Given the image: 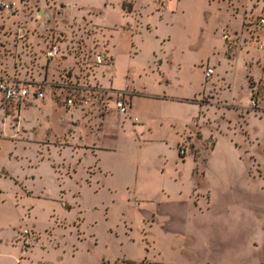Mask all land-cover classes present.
<instances>
[{
    "label": "crops",
    "instance_id": "crops-1",
    "mask_svg": "<svg viewBox=\"0 0 264 264\" xmlns=\"http://www.w3.org/2000/svg\"><path fill=\"white\" fill-rule=\"evenodd\" d=\"M179 1L17 0L18 24L28 25L26 42L34 47L19 43L15 30L3 32L0 76L42 83L46 95L43 99L31 95L20 107L7 102L0 93V256L4 257L0 264L142 262L133 254V226L138 221L143 228L146 222L155 223L148 226L145 236L156 249L165 250L174 234H182L191 237L193 247L202 252L201 239L213 235L212 220L205 210L215 198L213 191L225 180L219 170L197 165L195 155L181 158V142L187 139L189 152L198 153L214 121L229 128L232 121L246 116V126H254V130L244 134L254 138L249 132L255 134L261 117L235 102L233 84L229 99L216 100L212 94L219 88L204 84V69L197 85L181 56L162 44V40L168 45L172 40L171 13ZM116 5L121 14L119 22L109 17ZM135 13H139L140 22L146 23L148 35L157 33L149 45L150 54L143 58L137 52L132 54L129 40L125 45L111 32L131 30L126 26L136 21ZM36 14L41 16L39 20H35ZM76 15L82 28L90 30L89 45L105 44L113 55V65L101 66L96 79L123 91L129 113H119L112 103L111 111L99 117L91 109L81 112L65 108L55 97L56 82L68 72H77L76 59L65 50L69 41L61 45L65 51L60 59H47L44 51L60 31L70 38ZM50 16V24L44 25ZM51 28L57 30L55 34ZM233 33L228 40L220 35L218 54L228 60L227 66H235L241 59L243 88L249 97L248 78L259 72L250 61L253 56L263 57L264 51L249 45L252 51L248 52L244 46L230 58L228 48L235 41L236 31ZM144 42L141 39L140 45ZM7 49L10 51L5 53ZM217 63L214 73L221 67L226 73V65L222 66L219 59ZM231 110L237 117L231 116ZM133 116L139 120L134 121ZM198 193L203 195L201 204L194 200ZM135 200L142 202L139 208ZM20 203L23 211L18 222L6 208L21 210ZM25 224L39 234L26 253L18 240ZM120 246L125 252L118 256ZM205 260L196 264H206ZM157 262L176 264L164 259Z\"/></svg>",
    "mask_w": 264,
    "mask_h": 264
},
{
    "label": "rangeland",
    "instance_id": "rangeland-1",
    "mask_svg": "<svg viewBox=\"0 0 264 264\" xmlns=\"http://www.w3.org/2000/svg\"><path fill=\"white\" fill-rule=\"evenodd\" d=\"M179 2L178 8L174 10V13H171L172 40L169 45L167 40L161 42L167 48L171 46L173 54L181 56L187 67L186 70L191 76L190 79L193 82L196 81L197 85L203 79V69L205 71L208 66L218 67V59L221 60L222 66L229 63L227 59H222V53L218 54L219 38L222 35V30L219 34L221 27L227 25L228 27L224 28L230 35L236 31L235 41L229 44L228 48L230 58H233V53L236 54L244 46L248 52L252 51L248 48L249 45L264 51V25H260L261 19H264V0H180ZM113 11L109 17L116 21L120 20L121 14L118 5ZM231 11L233 14L238 13L241 17L233 18L234 15L231 14ZM156 13L153 12L154 15ZM133 16L136 21L126 26L131 30L114 29L111 32L115 34V37H120L125 45L129 40L133 55L137 52L140 58L147 57L150 54L149 45L157 33L148 35L146 23L141 21V26L139 13H135ZM240 18L243 19V25H241ZM0 19L1 22H4H0V35L3 32L9 33L11 30L13 32L19 21L16 14L1 9ZM71 26L72 31H75L76 39L83 38L79 34L81 30L78 31V29H83V23L77 19V15ZM117 28L120 27L117 26ZM51 30H53L51 33L54 34L57 31L54 28ZM62 34L63 37L66 36V33L60 31V35ZM58 37L62 38L59 35ZM141 39L145 41L142 46L140 45ZM215 45L218 50L213 49ZM9 51L7 49L5 53ZM253 57L254 60H251L250 63L258 67L259 72L248 78L251 88L249 97L243 88L244 74L241 59L235 66L226 65V73L221 67L208 79L204 75V84L213 86L215 84V88H219L218 93L212 94L216 100L229 99V87L232 88L230 84H233L235 102L243 109L247 106V110L257 111V115L261 117L255 134L254 131H251L254 130V126H246L245 123L249 116L245 115L246 118L232 121L229 128L226 126L227 124H219L214 121L215 123L213 122L208 129L209 132L207 131L208 139L202 142L198 153L189 152L190 147L187 145V139H184L180 145L181 158L184 159L187 154L191 158L195 155L194 161L197 165L200 167L205 165L211 169L219 170L220 177L225 180L221 187L213 191L215 198L211 206L208 207L209 209L205 210L212 220L213 235L210 238L201 239L202 252L193 247L194 241L191 237L182 234H174L169 240L171 246L165 250H159L155 248L152 240L145 236L148 226L155 223L146 222L147 224L143 228L141 221L135 222L133 226L135 252L133 254L145 260L142 264L161 263L157 261L163 259L176 264H196L203 258H206V264H264V56ZM135 68L140 70L141 66L138 62H135ZM217 74L220 75L217 76ZM232 76H234L233 79ZM102 86L111 92L115 91L112 87ZM253 89L257 93L255 106L250 104ZM204 98L208 99L209 97L205 95ZM204 98L201 97V100ZM231 116H236L232 110ZM248 129H251L249 134L254 138L248 139L245 136L244 133L248 134ZM221 134L225 135V138ZM194 200L201 204L203 195L195 194ZM134 204L139 208L142 202L135 200ZM21 206L20 203L18 208L21 209ZM7 209L11 210L9 215L19 222L23 210L16 211L17 208L11 206ZM203 209L205 208L202 207ZM57 214H59V207H56ZM24 227L30 228L27 224L21 228ZM34 233L32 245L39 239L38 231L34 229ZM124 250L125 248L120 246L118 256H121L119 252ZM0 257L1 261L4 257ZM133 263L140 264L141 262L131 263L123 259L117 264Z\"/></svg>",
    "mask_w": 264,
    "mask_h": 264
},
{
    "label": "built area",
    "instance_id": "built-area-1",
    "mask_svg": "<svg viewBox=\"0 0 264 264\" xmlns=\"http://www.w3.org/2000/svg\"><path fill=\"white\" fill-rule=\"evenodd\" d=\"M163 0H160V4ZM0 9L7 10L11 14H17V1L0 0ZM41 16L36 14L35 20H39ZM50 17L45 18L44 25L50 24ZM260 25H264V19H261ZM28 25L19 23L15 27V39L19 43H27ZM222 36L225 40L230 38L227 31L222 30ZM28 44V43H27ZM33 48L32 43L28 44ZM44 54L47 59H60L64 54L61 44L57 40H51L47 44ZM90 59L94 65L98 66H112L114 57L106 48L105 44H96L92 51H90ZM87 73V71H86ZM214 73V68L208 66L204 75L208 79ZM68 72L55 84V97L61 102L62 106L68 109L79 110L86 112L87 110L96 111L99 117H104L111 111L113 105L115 109L121 114L129 113V104L125 98L123 91H110L104 88L96 79V76L88 75L84 77L83 74ZM88 78V79H87ZM0 93L7 102H16L22 107L29 96H34L38 99H43L46 95L45 86L42 83L20 82L13 78L0 76ZM256 90L253 89L251 93L250 104L256 105ZM134 121H138L137 116H133ZM35 233L28 227L21 228L19 231V239L22 245V252L26 253L33 244V237Z\"/></svg>",
    "mask_w": 264,
    "mask_h": 264
},
{
    "label": "trees",
    "instance_id": "trees-1",
    "mask_svg": "<svg viewBox=\"0 0 264 264\" xmlns=\"http://www.w3.org/2000/svg\"><path fill=\"white\" fill-rule=\"evenodd\" d=\"M81 30L80 36L83 38L77 40L76 35H74L75 31L71 32V36L68 39V37H63L59 38L58 36L55 38L59 43L63 44L64 41H69V43H66L65 50H67L68 53L73 54L74 58L76 59L74 62V68L77 70L75 72L77 75L78 73L83 74L84 77H87L88 75L91 76H96L98 70L100 69V66L94 65L91 62L90 59V51H92L93 47L89 45V36H90V31L86 30V28L83 29H78V31ZM64 50V51H65ZM87 71V73H86ZM88 79V78H87ZM145 260H143L140 264L144 263ZM134 264V263H133ZM149 264H165V263H149Z\"/></svg>",
    "mask_w": 264,
    "mask_h": 264
}]
</instances>
